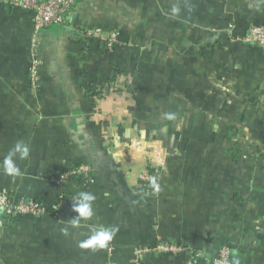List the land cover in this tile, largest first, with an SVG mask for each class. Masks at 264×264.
Listing matches in <instances>:
<instances>
[{"label": "crops", "instance_id": "1", "mask_svg": "<svg viewBox=\"0 0 264 264\" xmlns=\"http://www.w3.org/2000/svg\"><path fill=\"white\" fill-rule=\"evenodd\" d=\"M262 23L264 0H83L35 42L32 13L0 0V189L48 210L0 212V264H186L188 252L152 249L162 238L204 256L229 240L233 264H264V53L241 40ZM245 137L253 164L240 168ZM17 141L30 152L9 175ZM82 162L89 179L65 184L53 216L57 176ZM147 171L155 185L140 179ZM83 191L96 196L94 215L65 233ZM114 225L106 247L79 246Z\"/></svg>", "mask_w": 264, "mask_h": 264}, {"label": "built area", "instance_id": "2", "mask_svg": "<svg viewBox=\"0 0 264 264\" xmlns=\"http://www.w3.org/2000/svg\"><path fill=\"white\" fill-rule=\"evenodd\" d=\"M5 4L20 8L33 13L34 20V40L38 39L39 34L46 28L55 24H65L67 18L75 12L83 0H2ZM87 34L106 42L113 46L119 40L117 32H107L101 28H89ZM251 45L256 46L264 53V23L252 24L248 31L241 37ZM40 60L37 56V44H33L31 58V78L33 85H37L40 77ZM159 158V157H158ZM92 167L87 163H78L64 172L59 174L56 182L61 188L59 202L55 206L52 215L60 217L61 215V198L64 194L65 184L72 178L88 179L91 175ZM143 178L149 179L151 173L147 172L142 175ZM152 178V177H151ZM0 212L12 216L31 215L40 217L48 213L47 207L39 201L33 199H16L6 189H0ZM162 253L181 254L188 252L189 256L186 264H198L199 258H204L207 264H232V249L228 242L223 243L215 256H204L201 250L191 248L187 245L167 239H159L152 247Z\"/></svg>", "mask_w": 264, "mask_h": 264}, {"label": "clouds", "instance_id": "3", "mask_svg": "<svg viewBox=\"0 0 264 264\" xmlns=\"http://www.w3.org/2000/svg\"><path fill=\"white\" fill-rule=\"evenodd\" d=\"M173 13L179 11L178 8L172 9ZM166 118L171 119V115L166 114ZM30 148L24 141H17L16 144L9 150L7 156L3 161V169L6 174L9 175H20L21 169L17 166V159H26L29 156ZM73 201V211L78 213L75 218L68 219V224L62 229L65 233L68 227L78 228L80 227L81 220H87L94 215V201L96 196L92 192H79L71 197ZM119 231L118 226L112 227H99L92 228L91 235L84 241L80 242V247L82 248H104L107 246L108 242L113 240L116 233Z\"/></svg>", "mask_w": 264, "mask_h": 264}, {"label": "rangeland", "instance_id": "4", "mask_svg": "<svg viewBox=\"0 0 264 264\" xmlns=\"http://www.w3.org/2000/svg\"><path fill=\"white\" fill-rule=\"evenodd\" d=\"M40 68V67H39ZM239 131H240V133H241V136L242 135H244V134H246V133H244L243 132V129H242V127L240 126V129H239ZM243 142H245V143H243L244 144V146H242V145H240V146H238V147H236V148H240L239 149V151H236V152H238V153H235V154H237L238 155V159L240 160L239 162H240V168H249L250 166H252V164H253V158L251 157V156H249V154H248V152L250 153V151H249V149H248V143L246 142V137H245V139H241ZM240 144H242V143H240ZM153 158V157H152ZM154 160V159H153ZM153 160H150V163H152V162H154ZM156 160H158L159 162H161V164L158 166V165H151V164H149V167H147V168H160L161 167V165H163L164 164V160H163V158H161V157H159V158H157ZM258 169L259 168H256V172H255V176H256V178L257 177H259L262 181H263V178H264V174H258L259 173V171H258ZM242 170V169H241ZM152 171V170H151ZM148 173L150 172V171H147ZM147 172H144V173H147ZM143 173V174H144ZM151 173V172H150ZM261 173H262V171H261ZM142 174V175H143ZM151 176H152V173H151ZM89 179V178H88ZM140 179L142 180V181H144L146 184H153V185H155L154 183H157V178H156V180H155V177H154V179H151V177L149 178V179H147V178H143V177H141L140 176ZM245 179H246V176H245ZM85 180H87V179H85ZM263 192V191H262ZM35 201H37V200H35ZM163 239V238H162Z\"/></svg>", "mask_w": 264, "mask_h": 264}, {"label": "trees", "instance_id": "5", "mask_svg": "<svg viewBox=\"0 0 264 264\" xmlns=\"http://www.w3.org/2000/svg\"><path fill=\"white\" fill-rule=\"evenodd\" d=\"M18 9H20V8H18ZM22 10H23V9H22ZM25 11H26V10H25ZM28 12H30V11H28ZM30 13H32V12H30ZM32 15H33V13H32ZM80 179H81V180H85V178H83V177L80 178ZM225 242H228L229 245H230L231 248H232V243H233V242L231 243L229 240H225L223 243H225ZM223 243H222V244H223ZM222 244H221V245H222ZM221 245H220V246H221ZM220 246L218 247V250H219ZM233 261H234V255H233V253H232V264H233Z\"/></svg>", "mask_w": 264, "mask_h": 264}]
</instances>
